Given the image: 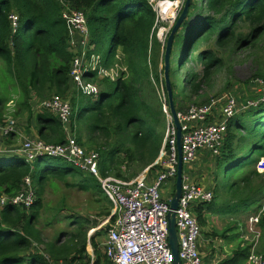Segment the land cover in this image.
<instances>
[{
	"label": "trees",
	"instance_id": "16d2710c",
	"mask_svg": "<svg viewBox=\"0 0 264 264\" xmlns=\"http://www.w3.org/2000/svg\"><path fill=\"white\" fill-rule=\"evenodd\" d=\"M172 1L164 3L171 4ZM161 2L163 0L157 5ZM70 9L85 13L88 41L94 51L103 56L104 64H110L113 54L119 49L126 67L124 77L113 81L101 78V88L93 100L84 96L70 98V126L73 129L75 124L79 126V130L74 129V135L83 148L86 146V151H91L87 148L98 151L95 152L101 174L130 178L124 177L119 169L120 157L127 164L134 160L138 168L143 169L154 160L162 140L160 112L143 96L144 85H151V78L159 83V65L162 70L160 49L164 48L155 36V12L146 0H0V60L4 62L0 66V122L10 101L15 108L13 116L24 114L27 120L35 119L37 135L44 142H65L66 134L57 117L46 109L33 114L31 102L34 97H66L73 87L77 89L69 79L74 53L69 49L70 34L63 18V13ZM11 12L18 15L15 31L11 29ZM239 22L246 23L249 31L248 39L239 41L237 47L255 45L264 33V0H201L200 3L191 0L170 49L171 54L172 48L179 46L176 67L185 69L186 78L182 87L189 90V97L196 95L200 85L206 83L213 70L221 65V57L215 49L201 44L212 38L214 46L225 47L234 38ZM197 67H200L199 71ZM86 75L94 77V74ZM11 79L17 87L16 91L12 90L16 94L14 99L5 91L7 81ZM168 79L174 111L177 112L182 108V100L180 104L175 101L178 94L169 76ZM249 113L264 121V102L248 111L247 115ZM254 116H251L253 122H250L249 128L242 124L240 116L227 120L221 149L214 158L215 170L226 166V172H231L264 160V122L263 132L256 134L259 123H255ZM241 129L246 130L245 136L237 135L236 131ZM83 132L86 142L81 143ZM249 137L253 143L242 153V146L250 141ZM255 147L257 156L251 158ZM6 159H0V192L9 196L16 194L28 175L36 198L29 208L7 204L0 209V264H51L59 261L89 264L84 228L80 227L67 239L57 237L46 242L36 221L42 202V187L49 178L56 177L65 185H77L82 190L94 189L101 198L103 195L95 179L61 158L38 156L29 163L18 154H13ZM62 162L67 165L62 166ZM155 169L151 166L148 172L151 174ZM72 170L79 172L80 179L70 183L66 176ZM252 176L255 185H251L249 195L238 197L229 208L223 207L224 213L246 209L264 199V180L259 179V173L254 168L239 178L240 185L232 181L224 188L230 191L234 187L247 186ZM212 210L210 201L192 207L199 226L205 223V213ZM75 223L81 224L80 221ZM256 225L263 238L260 258L264 264V208ZM93 236L89 238L93 251L91 264H110L104 255L99 254L92 241ZM249 254L250 245L238 242L228 257L215 264H242Z\"/></svg>",
	"mask_w": 264,
	"mask_h": 264
},
{
	"label": "built area",
	"instance_id": "2783aa9c",
	"mask_svg": "<svg viewBox=\"0 0 264 264\" xmlns=\"http://www.w3.org/2000/svg\"><path fill=\"white\" fill-rule=\"evenodd\" d=\"M63 18L67 22L70 34L69 49L72 51V46L74 48L69 76L77 91L95 98L101 85L92 83L91 76L86 74H94L99 79L107 78L110 81L124 77L126 68L121 64L122 55L117 49L111 63L104 64L103 56L94 53L93 45L88 41L85 14L81 10L70 9L63 13ZM9 19L11 29L15 31L18 15L11 13ZM71 35H77L78 41L83 44L80 49L75 47ZM159 82H161L160 72ZM259 90L264 91V80L260 81ZM161 93L162 101L165 103L162 87ZM263 101L262 92L259 99L242 104L233 96H229L219 110L213 109L212 102H205L190 104L184 110L175 112L180 128L182 172L180 195L172 212L177 256L181 262L202 264L197 246L201 230L192 213V207L197 203L208 202L212 197L209 189L198 185L185 175L183 165L188 166L199 150L217 155L222 146L227 120L245 108ZM39 106L50 111L60 121L66 134L65 142L46 143L38 136L21 138L15 120L12 116H8L0 122V152H2L1 141L17 133L20 140L13 152L26 162L30 163L38 156L61 158L95 179L98 189L111 206L106 220L105 239L101 244L102 253L110 264H170L171 254L166 239L170 197L164 199L160 192L161 187L168 181H174L177 165L176 128L172 123L168 107L164 106L163 137L154 160L138 174L126 179L112 174H101L98 168V154L92 150L86 151L76 141L74 129L70 126L72 109L69 99L53 95L48 100L41 99ZM151 166L156 168L153 175L148 172ZM35 198V189L30 177L26 175L16 194L9 196L0 192V209L7 204L29 208ZM263 208L247 218L246 231L253 234L255 240L259 236L256 224ZM252 243L254 244L255 241ZM248 259L255 261L256 264H263L260 258L256 259L252 254H249ZM51 264L62 263L51 262Z\"/></svg>",
	"mask_w": 264,
	"mask_h": 264
},
{
	"label": "rangeland",
	"instance_id": "374dc122",
	"mask_svg": "<svg viewBox=\"0 0 264 264\" xmlns=\"http://www.w3.org/2000/svg\"><path fill=\"white\" fill-rule=\"evenodd\" d=\"M160 1L161 0H146V2L150 5L151 9L155 12V19L153 25L154 33L156 38L160 41L161 46H163L165 37L181 9L183 0L172 1L174 4L170 17L160 15L159 8L157 7V3ZM195 1L197 3H200L201 0ZM67 9L68 8L66 7L65 10ZM248 31L249 26L244 22H239L235 29L234 38L225 47L217 48L216 46H214L212 38L201 44L206 47H213L215 49V53L219 57H221V65L220 67L215 68L213 70L209 80L206 83L200 85V89L198 90L197 94L190 97L189 90L187 88L183 89L182 87V81L186 78L185 69H178L176 67L179 58V46L172 48V53L169 55L170 73L168 76L170 78V81L173 82V84L175 85V92L178 94L175 97V101L180 104L182 100V108L178 111L184 110L190 104H200L205 102H212L213 109L219 110L222 106V103L229 96H233L238 103L242 104L246 101L254 102L255 100L261 97V92L262 94H264V91H258L260 87V81L264 80V33L261 35L255 45H248L240 48L236 45L239 41L248 39ZM78 40L79 38L75 41V47L77 49H80L82 47L81 45L83 44H81ZM71 49L72 51H74L73 46ZM160 50L161 54H163V49L161 48ZM94 53H97L98 55L100 54V52L97 51H94ZM121 64L123 67H125L124 62ZM2 65H4V62L0 60V66ZM199 69L200 67L196 68V70L198 71ZM158 70L162 75L160 65L158 66ZM124 74H126V71L124 72ZM91 78L92 83H96L95 85L98 86L101 85V79H99L97 76ZM69 79L71 81V84L72 79L70 78V76ZM150 83L153 88L151 87V85L145 84V91L143 93V96H146L152 103L153 107L160 112L159 117L160 119H162V121H160V131H162L163 137L164 106H167V100L165 99V103H163L162 101L161 87L165 94L162 76L161 82L155 83L154 80L151 78ZM7 84V90H5V87H3V90H5L6 93L9 92L10 94H14L16 98V94L12 93V90L16 91L17 88L14 80H8ZM76 96H84L85 98H89L91 100L94 99L92 98V96L89 95H87V97L86 95L74 89V87L72 91L67 92L66 97L64 98H67L70 101L71 97ZM52 97L53 95L49 97H44L42 99L48 100ZM40 100V98L38 99L35 97L32 100L31 107H33V111L45 109L44 107H42L41 109V107L39 106ZM257 105L247 107L234 116H240L241 120H243L242 124L245 125V127L247 126L249 128L250 122H253V117L251 116L254 115L253 113H249L247 115V112H250V110L252 108H255ZM5 112L6 113L4 115V119L8 116H12L16 122V127L21 125L20 123L23 124L25 122V119H23L25 118L24 114L21 115L22 118L12 115V113L15 112L14 107L13 109L11 108L5 110ZM21 119L22 122L19 123L18 121H21ZM254 120L255 123H259L257 129H255L257 132L256 134H261L263 132L262 126L264 121L258 116H254ZM74 129L75 131L76 129L79 130V126H76L75 124ZM17 131L19 130L17 129ZM236 133L237 135L245 136L246 130L241 129L236 131ZM22 137H27V135L21 133V138ZM249 139V142L243 144L242 153L243 151H245L246 149L248 150L249 147H251L253 142H251L250 137ZM80 142H86L85 132H83V136ZM84 147L86 148V146ZM234 148L237 149L236 144L234 145ZM87 149L94 150L98 153V151L94 148ZM2 150L4 149L2 148ZM207 153V156H203L205 158L204 160H201V162H197V164L192 165L190 169H186V172L188 173L190 179H192L193 182L206 189H209L211 192L215 187L213 191V198L210 199V205L213 210L210 212H206L207 216H209L210 219H207V224L204 223L203 226H200V237H202L201 243L203 246V252L200 253L202 264L214 263L219 260L225 259L226 257H228L231 250L235 247L238 242L249 244L250 254H252L256 259H259L261 256L263 243V238L260 235L261 232L256 225V228L259 231V236L255 240L253 234L246 231V224L248 216L254 215L259 209H261V207L263 208L264 199H262L256 205L248 206L246 209L243 208L236 210H228L226 213H224L223 211V207L229 208L232 203H235L238 197H242V195H249V193L252 191L251 185H255L254 178L252 176L251 183H249V185L238 186L237 188L234 187L231 188L230 191L225 190L224 186L231 183L232 181L236 185H240L239 178L247 170L253 168L259 173V179L264 180V160H257L253 165L237 168L235 171L231 172L227 170L226 172V166H220L218 167V169L215 170V155H212L209 152ZM256 156L257 150L255 147L251 152V158H255ZM120 159L121 165L119 166V169L123 173L124 177L126 176L131 178L142 170L138 168L134 160H131L127 164L125 161L122 160L121 157ZM192 162L193 161H191L188 166H191ZM61 165H67V163L62 162ZM183 166L186 167L185 165ZM153 173L154 170H152L151 175H153ZM66 178L68 182L73 183L74 181L76 182L78 179H80V174L78 171L72 170L66 176ZM173 182L174 181H168L165 186L161 187L160 192L161 195H163L164 199H167L171 196L170 191L172 190L173 192ZM42 190V202L40 210L38 212L36 226L41 229L44 241L48 242L50 240H55L57 237H61L62 240L67 239L69 238V235L71 233L73 234L74 232L78 231L80 227L84 228L87 234L90 232L91 229L89 228L91 226H94V229H96L95 235L97 242H102L105 239L107 225L106 220L108 216L107 214L108 211H110L111 206L103 196H101L100 198L98 196V193L95 192L94 189L82 190L77 185L67 186L65 185L64 181L56 177L49 178L44 183ZM75 221H80L81 224H76ZM252 241H255V243L253 244ZM198 251H200V249H198ZM81 261V263H84V260ZM181 264L186 263L182 261ZM242 264H256V262L247 258Z\"/></svg>",
	"mask_w": 264,
	"mask_h": 264
},
{
	"label": "water",
	"instance_id": "95a60500",
	"mask_svg": "<svg viewBox=\"0 0 264 264\" xmlns=\"http://www.w3.org/2000/svg\"><path fill=\"white\" fill-rule=\"evenodd\" d=\"M190 2L191 0H183L181 9L178 15L176 16L175 20L173 21L165 37L163 54H162L163 87H164L165 94H166L168 111L171 116L172 123L174 127L176 128V151H177V165H176V173H175V179H174V185H173V192L168 201V206H169L170 211L167 213L166 239H167V244L169 246L170 254H171L170 264H181V261L179 260L177 256V241H176V233H175V226H174V214L172 210L176 208L177 199L180 195L182 163H181V156H180V128H179V124H178L175 111H174V107H173L170 83L168 79L169 55H170V49H171V44L173 41L174 34L177 31V29L180 27L182 21L184 20L187 14V10H188Z\"/></svg>",
	"mask_w": 264,
	"mask_h": 264
},
{
	"label": "crops",
	"instance_id": "0c3cea01",
	"mask_svg": "<svg viewBox=\"0 0 264 264\" xmlns=\"http://www.w3.org/2000/svg\"><path fill=\"white\" fill-rule=\"evenodd\" d=\"M72 39L74 40V41H76L77 39H78V37H77V35H73L72 36ZM90 79V78H89ZM91 80H92V78H91ZM11 96L12 97H15V95L14 94H11ZM10 102V101H9ZM8 102V103H9ZM8 103H7V105H6V107H5V110H8V109H13V103L12 102H10L11 104L10 105H8ZM33 108V107H32ZM40 108V107H39ZM42 109V108H41ZM33 110V109H32ZM41 110H37V111H33V114H35L36 112H40ZM6 113V112H5ZM17 117H20V118H22V116L21 115H18ZM25 117V116H24ZM19 118V119H20ZM23 119H25V122L22 124V123H20V122H22V119H21V121H18L21 125H19V126H17L18 128V130L20 131V133H24L25 135H27L28 137H36V136H38L37 135V125H36V122H35V119L32 117V118H30L29 120H27V118L25 117V118H23ZM29 133V134H28ZM19 140H20V137H19V135H17V134H11V136L9 137V138H7V139H5V140H2L1 141V147L4 149V150H2V152H0V159H9V158H11V155H13V154H16V153H14L13 151V149L14 148H16V146L19 144ZM206 150H201V151H199V152H197L196 154H195V157H194V159H193V162L191 163V166H186V167H184V173H185V175H187L188 177H189V175H188V173L186 172V169H190L191 167H192V165H194V164H197V162H201V160H204L205 158L203 157L204 155H206L207 156V152H205ZM7 159H6V161H7ZM215 168V167H214ZM190 178V177H189ZM192 180V179H191ZM205 217V223L207 224V219H210V217L209 216H207V213H206V215L204 216ZM246 218H247V216H246ZM246 221V220H245ZM89 229H91L90 230V232L89 233H87L86 234V253H87V257H88V259H89V262H90V264H91V261H92V258H93V251H92V247H91V245H90V241H89V238H90V236H93V239H92V241H93V243H95V245H96V248L98 249V251H99V254L102 256L103 255V253H102V246H101V244H102V242H97L96 241V229H94V226H91ZM202 237H200V239L198 240V249H200V251H199V254L200 253H202L203 252V246H202V239H201ZM50 241H52V240H50ZM46 258H49L48 256H46ZM49 260V259H48ZM50 261V260H49ZM203 261H204V259H203ZM220 261V260H219ZM59 262H61L62 264H68V263H66V262H64V261H59ZM218 262V261H217ZM216 262H214V263H209V264H215Z\"/></svg>",
	"mask_w": 264,
	"mask_h": 264
},
{
	"label": "bare ground",
	"instance_id": "6f19581e",
	"mask_svg": "<svg viewBox=\"0 0 264 264\" xmlns=\"http://www.w3.org/2000/svg\"><path fill=\"white\" fill-rule=\"evenodd\" d=\"M164 1H166V0H163V3L161 2L159 4V6L157 5V7L159 8V13H160V15H163L165 17H168V16L170 17V14L172 13V10H173L172 7H173L174 3L166 4V3H164Z\"/></svg>",
	"mask_w": 264,
	"mask_h": 264
}]
</instances>
